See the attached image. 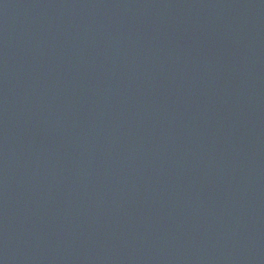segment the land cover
<instances>
[{"label": "water", "instance_id": "1", "mask_svg": "<svg viewBox=\"0 0 264 264\" xmlns=\"http://www.w3.org/2000/svg\"><path fill=\"white\" fill-rule=\"evenodd\" d=\"M0 264H264V0H0Z\"/></svg>", "mask_w": 264, "mask_h": 264}]
</instances>
